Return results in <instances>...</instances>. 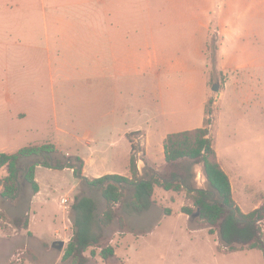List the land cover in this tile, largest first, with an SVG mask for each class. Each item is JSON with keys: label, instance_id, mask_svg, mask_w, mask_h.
I'll list each match as a JSON object with an SVG mask.
<instances>
[{"label": "crops", "instance_id": "1", "mask_svg": "<svg viewBox=\"0 0 264 264\" xmlns=\"http://www.w3.org/2000/svg\"><path fill=\"white\" fill-rule=\"evenodd\" d=\"M127 1L40 0L42 24L50 44L49 58L85 60L77 65L85 67L84 77L89 81L86 87L92 92L90 105L93 106L94 92L100 90L103 110L102 134L59 128L58 134L48 141L63 154L80 157L84 161L83 175L90 180L107 175L131 178L132 145L142 141L138 174L150 170L156 177L167 166L164 149L167 136L204 127L208 101L214 97L218 106L221 98L232 95L243 106L249 103L256 106L261 125L258 122L255 128L260 138L264 123V0H149L144 10L142 4ZM4 3L8 9L14 8L13 0H0V7ZM212 27L219 35L216 69L225 76L215 96L209 88L207 56ZM216 116L215 111L210 137L221 167L230 178L236 201V177L222 155L219 139L222 133L216 126ZM35 180L39 192L30 197L28 231L32 237L28 238L37 240L33 223L46 220L53 237L50 242H40L44 244L42 262L53 261L50 256L57 233L65 245L59 250L55 264H67L63 257L74 227L61 200L66 198L71 206L82 181L73 169L56 170L41 165L36 168ZM57 192L61 193L58 202L61 216L47 209L51 196ZM170 193L156 188L154 198L159 195L166 203ZM161 205L162 202H157L144 214ZM219 245L223 253L218 252L222 255L258 251L230 253ZM115 249L116 257L109 261L101 258L103 264L111 261L126 264L118 248ZM92 257L87 264L100 262H92Z\"/></svg>", "mask_w": 264, "mask_h": 264}, {"label": "rangeland", "instance_id": "2", "mask_svg": "<svg viewBox=\"0 0 264 264\" xmlns=\"http://www.w3.org/2000/svg\"><path fill=\"white\" fill-rule=\"evenodd\" d=\"M127 2L142 4L143 10L149 4V0ZM13 3V9H8L5 3L0 7V154L48 141L53 134H58L59 128L102 134L101 92H94L93 106L90 105L92 92L86 87L89 81L84 77L85 67L77 65L85 60L49 58L47 47L50 44L42 24L40 0H13ZM214 28H211L209 44L212 48L208 50V75L209 88L215 96L220 92V83L225 82V76L216 69V51L213 48L218 46L219 35ZM216 83L220 84L218 92L212 90ZM233 97L221 98L218 106L213 103L209 104V108L214 114L216 111V126L222 133L219 134L222 155L228 159L233 177H236V201L244 212L249 213L264 206V123L263 134L258 138L255 126L258 122L261 125V120L256 116V106L251 103L243 106L238 98ZM211 99L215 101L214 97ZM136 146L138 151L143 150L142 141ZM139 155L137 152V158ZM187 163L180 164V171L187 172L184 173L195 188L207 189L202 168ZM24 165L26 163L19 167L17 173V198L9 200L0 195V264H44L42 243L50 242L53 237L46 220L33 223L37 240H29L32 233L29 228L24 229L26 223L29 224L30 197L34 193L32 184L22 172ZM185 166L190 168L185 169ZM171 170L166 166L159 174L163 178ZM153 173L143 170L137 179ZM7 175L4 169H0V193L3 190L2 180ZM60 194L57 192L51 196L47 206L57 216L62 215L58 206ZM170 194L166 203L159 195L156 196L157 202H162V205L142 216L128 215L119 205L115 206L116 217L105 234L108 243L118 248L119 256L126 264H263L264 257L260 251L219 254L223 251L218 233L210 234L209 228L196 218L179 216L184 206L196 209L193 200L187 198L185 191ZM79 196L94 198L99 214L106 210V202L98 188H89L82 183ZM132 196L133 191L130 190L124 198L129 201ZM73 203H70L71 206ZM71 206L65 209L72 221ZM34 211L40 213L36 208ZM260 223L264 231V221ZM118 231L128 235L125 237ZM150 231L152 234L146 236ZM54 239L55 242L61 241L57 233ZM52 247L53 255L50 257L53 261L49 264H55L59 252L58 248ZM49 248L51 246L48 245ZM100 251L95 249L98 258L93 256L92 262L100 260L97 264L104 263L99 256ZM91 253L92 248L87 257H91ZM64 262L72 264L70 260ZM114 263L117 262H107Z\"/></svg>", "mask_w": 264, "mask_h": 264}, {"label": "trees", "instance_id": "3", "mask_svg": "<svg viewBox=\"0 0 264 264\" xmlns=\"http://www.w3.org/2000/svg\"><path fill=\"white\" fill-rule=\"evenodd\" d=\"M209 44L208 50L212 48ZM213 49L217 52L218 46ZM216 61L215 54V64ZM214 102L210 99L207 103L204 127L167 136L164 142L165 159L167 166L172 170L168 175H163L162 179L149 174L137 179V152L142 151H138L135 144L132 145L131 178L107 175L90 180L83 175L84 161L80 157L67 156L54 144L46 143L23 147L13 154H0V169H4L8 174L2 180L3 190L0 195L9 200L16 199L19 167L24 163L44 160V167L56 170L73 169L75 176L80 178L83 184L89 188H98L106 202V210L103 213H98L96 200L88 196H76L71 206L74 233L65 249L63 260H70L72 264H87L89 257L86 253L91 248L92 256L96 255L95 249H100L99 256L104 261L116 257V249L108 243L105 234L116 217L115 206L119 205L128 215L140 216L157 203L154 198L156 188L176 193L185 191L187 198L193 200L196 209L184 206L182 213L200 220L209 228L210 234L218 233L221 245L228 252L258 250L264 254V231L260 223L264 221V206L244 213L234 199L230 178L221 167L214 141L210 137L214 111L209 107ZM67 161L70 163L66 164ZM183 163L202 168L208 184L207 189L195 188L190 183L184 173L186 171H180V164ZM37 166L38 164L33 163L24 171V165L22 170L25 172V179L32 184L35 194L39 192L35 180ZM186 167L190 168L185 166V169ZM130 190L133 191V196L128 201L124 197ZM28 228L29 224L26 223L24 229Z\"/></svg>", "mask_w": 264, "mask_h": 264}, {"label": "water", "instance_id": "4", "mask_svg": "<svg viewBox=\"0 0 264 264\" xmlns=\"http://www.w3.org/2000/svg\"><path fill=\"white\" fill-rule=\"evenodd\" d=\"M219 88H220V84L219 83H216V84L213 85L212 90L215 91V92H218L219 91ZM43 159H45V158H43ZM44 162H45V160L43 162H41V161L29 162V163H27L25 165V170L29 167V165H31L33 163H36L38 165L43 166L44 165ZM68 163H70V161H67L66 162V164H68ZM77 168H79V167L77 166ZM156 176H158L159 178L162 179V175L161 174H157ZM64 245H65V243L63 241H56L53 244V246L56 247V248H58L59 250H62L64 248Z\"/></svg>", "mask_w": 264, "mask_h": 264}, {"label": "built area", "instance_id": "5", "mask_svg": "<svg viewBox=\"0 0 264 264\" xmlns=\"http://www.w3.org/2000/svg\"><path fill=\"white\" fill-rule=\"evenodd\" d=\"M61 204L64 206V208H68V200L66 198L61 200Z\"/></svg>", "mask_w": 264, "mask_h": 264}]
</instances>
